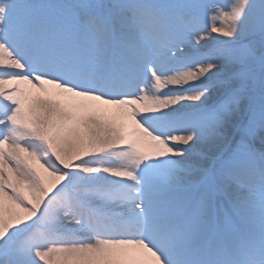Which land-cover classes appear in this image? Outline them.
Returning a JSON list of instances; mask_svg holds the SVG:
<instances>
[{
  "label": "snow or ice",
  "instance_id": "6c2138e0",
  "mask_svg": "<svg viewBox=\"0 0 264 264\" xmlns=\"http://www.w3.org/2000/svg\"><path fill=\"white\" fill-rule=\"evenodd\" d=\"M0 264H264V0H0Z\"/></svg>",
  "mask_w": 264,
  "mask_h": 264
}]
</instances>
